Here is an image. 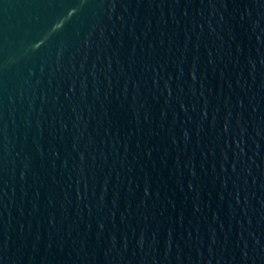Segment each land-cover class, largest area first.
I'll return each instance as SVG.
<instances>
[{"label": "water", "instance_id": "water-1", "mask_svg": "<svg viewBox=\"0 0 264 264\" xmlns=\"http://www.w3.org/2000/svg\"><path fill=\"white\" fill-rule=\"evenodd\" d=\"M0 264H264V0H0Z\"/></svg>", "mask_w": 264, "mask_h": 264}]
</instances>
